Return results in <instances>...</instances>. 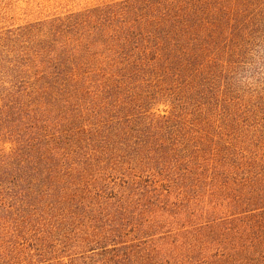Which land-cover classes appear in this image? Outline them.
I'll return each mask as SVG.
<instances>
[{"label":"trees","instance_id":"1","mask_svg":"<svg viewBox=\"0 0 264 264\" xmlns=\"http://www.w3.org/2000/svg\"><path fill=\"white\" fill-rule=\"evenodd\" d=\"M0 264H264V0L0 31Z\"/></svg>","mask_w":264,"mask_h":264},{"label":"rangeland","instance_id":"2","mask_svg":"<svg viewBox=\"0 0 264 264\" xmlns=\"http://www.w3.org/2000/svg\"><path fill=\"white\" fill-rule=\"evenodd\" d=\"M107 1L110 0H0V31Z\"/></svg>","mask_w":264,"mask_h":264}]
</instances>
